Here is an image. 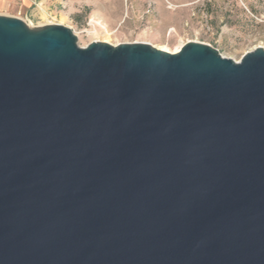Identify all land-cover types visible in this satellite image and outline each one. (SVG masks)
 I'll return each instance as SVG.
<instances>
[{"label": "water", "instance_id": "obj_1", "mask_svg": "<svg viewBox=\"0 0 264 264\" xmlns=\"http://www.w3.org/2000/svg\"><path fill=\"white\" fill-rule=\"evenodd\" d=\"M0 264H264V48L0 14Z\"/></svg>", "mask_w": 264, "mask_h": 264}, {"label": "rangeland", "instance_id": "obj_2", "mask_svg": "<svg viewBox=\"0 0 264 264\" xmlns=\"http://www.w3.org/2000/svg\"><path fill=\"white\" fill-rule=\"evenodd\" d=\"M27 4L19 13L0 14L19 17L30 27L66 26L81 47L92 41L146 42L173 52L196 41L235 61L256 47L264 48V0H29Z\"/></svg>", "mask_w": 264, "mask_h": 264}, {"label": "crops", "instance_id": "obj_3", "mask_svg": "<svg viewBox=\"0 0 264 264\" xmlns=\"http://www.w3.org/2000/svg\"><path fill=\"white\" fill-rule=\"evenodd\" d=\"M28 2L29 0H0V13L15 10L19 13L20 11L18 10L26 8Z\"/></svg>", "mask_w": 264, "mask_h": 264}, {"label": "built area", "instance_id": "obj_4", "mask_svg": "<svg viewBox=\"0 0 264 264\" xmlns=\"http://www.w3.org/2000/svg\"><path fill=\"white\" fill-rule=\"evenodd\" d=\"M34 6L37 7V9H40V3L33 2Z\"/></svg>", "mask_w": 264, "mask_h": 264}, {"label": "bare ground", "instance_id": "obj_5", "mask_svg": "<svg viewBox=\"0 0 264 264\" xmlns=\"http://www.w3.org/2000/svg\"><path fill=\"white\" fill-rule=\"evenodd\" d=\"M178 49V48H177ZM170 52V51H169Z\"/></svg>", "mask_w": 264, "mask_h": 264}]
</instances>
